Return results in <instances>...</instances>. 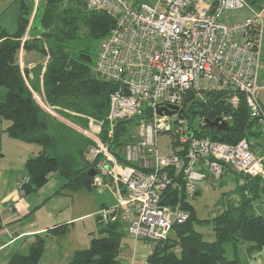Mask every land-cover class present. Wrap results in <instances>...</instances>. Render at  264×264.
Segmentation results:
<instances>
[{"label": "built area", "instance_id": "built-area-1", "mask_svg": "<svg viewBox=\"0 0 264 264\" xmlns=\"http://www.w3.org/2000/svg\"><path fill=\"white\" fill-rule=\"evenodd\" d=\"M259 1L260 8L249 0H84L88 10L114 20L93 64L95 75L115 87L104 119L107 136L122 120L136 118L138 126L135 139L119 147L125 162L103 144L99 128L85 132L93 142L85 155L94 170L92 183L103 186L109 179L123 194L118 205L98 211L103 225L120 221L131 237L152 249L188 219L178 206L161 203L162 191L178 187L179 177L188 196L198 191V182L220 179L225 168L264 178V153L256 155L246 139L227 144L189 136L179 119L188 91L227 92L233 106L241 94L250 118L264 125L257 99L264 14V0ZM37 100L57 116L43 98ZM169 105L179 108L172 115L179 128L172 116L158 113ZM171 131L179 133V154L161 155L158 136ZM28 181L24 177L20 183Z\"/></svg>", "mask_w": 264, "mask_h": 264}, {"label": "trees", "instance_id": "trees-1", "mask_svg": "<svg viewBox=\"0 0 264 264\" xmlns=\"http://www.w3.org/2000/svg\"><path fill=\"white\" fill-rule=\"evenodd\" d=\"M260 8L259 0H249ZM32 0H18L16 29L13 33L0 27V122H8L1 128L9 137L27 144L39 146V152L24 165L27 183L21 189L28 194L37 191L57 173L65 183L62 190L75 192L94 186L92 170L84 153L86 148H77L76 142L68 140L62 125L56 123L49 113L35 100L24 74L19 66V51L36 52L46 57V63L37 65L41 75L42 98L52 108L61 106L78 114L104 119L109 109V95L115 87L112 83L98 78L92 71L95 50L99 41L114 25V20L100 11L88 10L84 0H45L39 9L38 23L43 28L47 47L40 41L23 39L28 22ZM84 28L83 37L78 33ZM200 118L199 127H193V118ZM86 124L84 116L78 117ZM179 119L185 120L183 133L193 137H206L227 144H236L246 139L252 149L250 138H261L264 130L258 119L250 118L243 96L239 94L236 106L230 103L227 92H207L197 94L188 91L182 101ZM224 120L225 129L209 125L213 120ZM136 118L116 123L111 138L107 136V126L102 124L101 141L114 152L117 145L133 141L131 122ZM178 119L174 128H179ZM170 135L173 154H179V133ZM88 145V142L85 143ZM0 147V157L2 156ZM120 162L123 157L116 154ZM136 166V165H134ZM233 173L238 183L235 189L237 201L226 203V207L210 219L197 218L192 205L187 202L180 177L178 187L168 186L161 194V203L176 207L188 213V219L174 225L164 241L152 244L147 264H242L237 254L225 257L226 243L235 249L239 243H248L247 250H264V211L255 212V202L264 194V178L249 177L225 168ZM172 173V171H169ZM224 174V173H223ZM223 176V175H222ZM264 199V198H263ZM264 202V201H263ZM210 222L213 240L204 239L194 228L195 223ZM100 224H102L100 222ZM103 225V224H102ZM123 224L119 222L103 225L101 235L91 236L89 246L72 254L68 264H120L119 252L123 237ZM64 225L49 230L52 235L65 234ZM45 249V239L35 235L25 254H14L7 264H38Z\"/></svg>", "mask_w": 264, "mask_h": 264}, {"label": "crops", "instance_id": "crops-1", "mask_svg": "<svg viewBox=\"0 0 264 264\" xmlns=\"http://www.w3.org/2000/svg\"><path fill=\"white\" fill-rule=\"evenodd\" d=\"M8 4L9 0H0V27L4 29L3 18ZM16 14L18 11L15 12L17 20ZM39 61L36 52L20 49L19 66L22 72L26 70V76L23 72L24 78L36 101V96L40 99L43 93L41 75L37 70ZM7 125L8 122H0V147L3 154L0 157V264H7L16 253L25 254L35 235L45 239V249L38 264H68L74 251L89 246L91 236L101 235L103 225L97 213L102 207L118 205L123 196L122 189L120 187L121 191H117L114 184L106 179L108 187L103 189L62 190L65 181L53 173L37 191L23 193L20 182L22 178L28 177L24 165L40 148L26 147L27 143L1 132V128ZM5 134L8 137H3ZM251 143L256 155L264 153V137ZM61 225L67 228L65 234L55 236L49 232ZM121 232L120 264H147L151 253L147 244L131 237L124 225L121 226Z\"/></svg>", "mask_w": 264, "mask_h": 264}, {"label": "rangeland", "instance_id": "rangeland-1", "mask_svg": "<svg viewBox=\"0 0 264 264\" xmlns=\"http://www.w3.org/2000/svg\"><path fill=\"white\" fill-rule=\"evenodd\" d=\"M44 3L45 0H37L36 8L34 6L33 0L30 3V11L27 17L28 22L23 38L31 40L33 39V37H36V39L40 41V43H42L44 47H47L46 40L44 39L43 36V28L38 23L39 9L41 10V7L44 5ZM17 4H18V0H9L8 10L6 16H4L3 18V25L9 33L14 32V30L16 29L15 12L17 13L18 11ZM262 18H263V33L261 37L262 69L260 71L258 78L259 89L257 91V99L260 105L264 109V14ZM83 35H84V28L81 27L78 36L83 37ZM97 50H98V45L95 50V54ZM38 56L40 58V61L38 62L37 65L44 66L47 60L46 57H42L39 54ZM5 92H6L5 88H0L1 96H4ZM36 98L39 97L36 96ZM50 111L53 113L55 112L57 116L51 115V117L55 119L56 123L64 126L63 130L66 133L68 140H70L72 144L76 142L77 148L85 147L87 151V149L90 148V146L93 143L92 140L90 139V136H88L87 134H91L92 131H96L98 130V128L102 130V126L100 127L102 120H98L92 116L81 113L78 114L77 112H74L68 108H64L61 106H57V107L54 106V108L50 109ZM79 116H84L86 118L87 121L86 124L81 123V121L78 118ZM177 119L178 118L176 116L170 117V120L173 123ZM199 122H200L199 116L195 115V117L193 118V127L198 128ZM130 127L132 134L135 135L138 132V126L136 120L131 122ZM262 128L264 130V125L262 126ZM85 132H87V134ZM100 132H99V137H100ZM3 137H8V136L5 134ZM255 141H256L255 138L252 137L250 138V142H255ZM86 142H88V145H85ZM25 145L26 147H32L33 149L38 147L35 144H25ZM121 145L122 144L117 145V147H115L114 154L120 155L119 147ZM263 147H264V143H263ZM157 148L159 154L161 155H167L172 152L169 134L162 133L158 136ZM84 155H86V152L84 153ZM237 183L238 181L233 173H227L218 180L206 179L201 182H198L197 193L188 196L186 200L194 208L198 219L200 220L210 219L218 212L222 211L226 207V203L228 202L235 203L237 201L238 197L236 196L235 193ZM104 187H108V184L103 186H93L92 189L98 190V189H103ZM263 198H264V194L261 193L260 197L255 202V207H256L255 212L264 211ZM211 227L212 226L210 225V222L195 223L194 225V228L202 233L204 239L210 241L214 239V235ZM171 233L172 232H170V234ZM248 245H249L248 243H239L236 245V248L234 249L230 243H226L224 245L225 257L231 259L234 257V254L236 253L242 264H264V250H254L250 252L247 250Z\"/></svg>", "mask_w": 264, "mask_h": 264}, {"label": "water", "instance_id": "water-1", "mask_svg": "<svg viewBox=\"0 0 264 264\" xmlns=\"http://www.w3.org/2000/svg\"><path fill=\"white\" fill-rule=\"evenodd\" d=\"M178 110H179V108L177 106L169 105L167 107H161V108H159L158 109V113L159 114L165 113L168 116H172ZM208 123H209V125H215V126L219 127L220 129H225L227 127V123L220 122L218 119L213 120V121L208 122ZM89 175L90 176H93L94 175V170L93 169L90 171Z\"/></svg>", "mask_w": 264, "mask_h": 264}]
</instances>
